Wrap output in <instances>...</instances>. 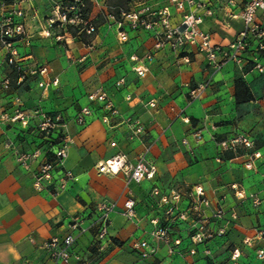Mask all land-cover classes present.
Returning <instances> with one entry per match:
<instances>
[{
  "label": "crops",
  "instance_id": "1",
  "mask_svg": "<svg viewBox=\"0 0 264 264\" xmlns=\"http://www.w3.org/2000/svg\"><path fill=\"white\" fill-rule=\"evenodd\" d=\"M9 1L0 0V4L12 6L14 2ZM64 1L35 0L34 7L23 1L18 5L26 10L31 39L29 46L18 43V66L8 65L7 52L0 47V264H55L44 248L46 241L69 233V225L77 218L89 225L101 200L115 201L121 208L129 197L137 203V218L129 221L119 211L113 214L110 237L116 243L101 251L93 246L95 230L76 233L73 251L79 260L70 264H227L234 251L241 254L240 264H264L257 258L258 251L264 250V74L235 64L215 74L194 47L156 49L151 31L126 27L129 40L121 42L105 0H91L89 20L98 27L94 37L86 40L72 36L67 44L58 42L56 31L46 36L45 19L55 14ZM200 1L214 11L213 16L205 17L202 30L212 36L213 43L230 44L243 28L241 14L251 0ZM147 3L154 10L168 8L175 27L193 11L191 7L180 11L171 0ZM100 14H104L105 21L100 22ZM258 21L264 25V12L259 13ZM150 53L153 59L147 60ZM188 55L191 61L187 63L184 57ZM37 65L48 66L49 78L59 80V85L48 93L38 86L39 78L33 74ZM140 67L148 69L144 77L135 70ZM7 78L11 90L3 87ZM121 78H126V84L117 88L115 84ZM209 81L206 92L193 100L192 89ZM102 91L120 112L109 123L103 121L106 111L100 104L89 101L90 94ZM66 95L67 103L53 101L55 96ZM151 101L156 106L151 107ZM19 106L31 119L37 110L48 111L56 106L68 122L66 167L80 181L70 183L58 197L33 188L36 164L29 171L17 162L18 153L36 147L21 122L11 120ZM85 107H91L94 114L85 125H79L75 117ZM128 117L142 122L144 135L133 134L125 123ZM237 134L248 136L263 158L252 161V151L243 148L224 151L221 142ZM112 142L117 143L116 148ZM147 150V158L157 167L152 180L128 186L122 176L97 170L96 165L116 154L136 162ZM251 161L253 166L248 168ZM197 185L206 190L213 207L221 202L237 218L230 220L224 237L207 244L209 257L202 245L196 255H190L193 244L189 226L175 225L172 236L182 238L183 245L171 254L168 244L150 236L155 229L153 221L161 215L152 191L159 188L169 195L173 190L188 191ZM236 187L243 191V198ZM190 202L185 197L181 208L187 209ZM212 208L205 210L207 216ZM143 239H150L157 247L151 258L142 259L132 247L134 241Z\"/></svg>",
  "mask_w": 264,
  "mask_h": 264
},
{
  "label": "built area",
  "instance_id": "2",
  "mask_svg": "<svg viewBox=\"0 0 264 264\" xmlns=\"http://www.w3.org/2000/svg\"><path fill=\"white\" fill-rule=\"evenodd\" d=\"M26 1L30 5L34 0H14L12 6L5 3L0 4V47L7 52V63L9 66L19 65V42L31 45L30 35L26 26V10L18 5ZM74 4L69 7L58 5L55 16L49 18L46 36L51 37L55 29L61 28L55 35L58 42H65L72 37V33L66 28L68 26H81V32L89 37H94L98 32V27L89 19L82 15V9L86 5V0H73ZM180 11H185L187 7L193 11L184 15L180 26H173L171 14L168 8L154 10L148 5L147 0H133L130 12L121 11V19L112 15L109 18L117 26L118 38L121 42L129 40L128 27L132 31L146 30L154 33L156 39V49H163L169 46L173 50H186L196 48L201 53L209 67L215 74L222 72L229 64H235L240 68H248L249 71H257L264 74V25L258 21L259 13L264 12V0L249 1L242 14L243 28L237 37L228 45L213 43L212 36L202 30L205 17L214 15L212 8L205 6L200 0H171ZM202 11L203 14L199 12ZM92 47V46H90ZM147 60L153 59V53L146 56ZM188 63L191 61L189 55L184 57ZM136 72L144 77L148 72L146 67L135 69ZM50 69L48 66L37 65L34 76L39 78L38 86L48 93L52 87L59 85L58 79L49 78ZM126 78H121L116 82V87L125 86ZM210 85L209 82L198 84L191 91V98L196 100L206 92ZM5 90H11L9 78L3 82ZM130 98V97H129ZM131 99V98H130ZM89 101L100 104L106 111L103 116L105 123L110 122L112 116L119 115V110L114 101L108 96L107 92H97L89 95ZM18 104H20L18 100ZM151 107L156 106L154 101L149 102ZM12 121H20L32 135L33 143L36 147L31 152H22L17 155V162L26 170L31 171L36 164L34 171L33 188L40 192H50L53 197H58L68 190L70 183H77L80 178L66 167L69 157V142L66 137L68 122L65 116L58 112H44L37 110L33 118L27 115L19 106ZM2 109L0 103V110ZM94 110L91 107L82 108L75 117V122L85 125L88 118L93 116ZM7 118V114H3ZM37 119L31 124V121ZM125 123L130 127L133 134L142 136L146 132L142 122L134 117L125 119ZM201 139V137H199ZM112 147L116 148L117 143L112 142ZM224 151H238L240 148L251 150V158L260 160L263 158L261 151L255 149V143L245 134H237L235 137L221 142ZM149 150L141 154L136 162H131L123 154H116L111 159L98 164L100 174L112 176H122L128 186L141 184L146 180H152L157 173V167L152 163L147 155ZM252 161L248 168H252ZM264 187V178L262 180ZM240 198L244 193L236 187ZM191 202L187 209L183 210L180 206L184 198ZM152 198L155 205L161 210V215L153 221L155 229L151 232V239L163 241L170 246L171 254L177 253L178 248L182 247L183 239L173 237L172 231L175 225L186 223L189 226L190 240L193 246L189 249V254L194 256L202 245L203 252L207 257L211 255V250L207 244L218 237H224L228 232V226L237 216L228 212L226 206L217 202L213 207L212 200L208 197L206 190L201 185H197L188 191L173 190L169 195L163 194L159 188H154ZM259 204V201H255ZM213 207V208H212ZM212 208V213L207 216L206 209ZM129 221L137 218V203L133 197L127 198L123 206L115 201L108 199L101 200L95 207V218L87 226L84 225L82 218L75 219L70 225V232L64 236H55L44 243L45 250L48 251L51 260L55 264H70L74 259L79 260V256L73 251L78 234H84L90 230H95L93 246L99 250H104L107 245L115 244L110 237L112 216L116 212ZM231 220V221H230ZM216 223L220 225L216 226ZM215 225L214 228L211 226ZM142 259L153 257L157 252V247L150 242V239L137 240L132 243ZM182 252L180 251V254ZM241 254L234 251L230 262L227 264H240ZM257 258L264 261V250L257 253Z\"/></svg>",
  "mask_w": 264,
  "mask_h": 264
},
{
  "label": "rangeland",
  "instance_id": "3",
  "mask_svg": "<svg viewBox=\"0 0 264 264\" xmlns=\"http://www.w3.org/2000/svg\"><path fill=\"white\" fill-rule=\"evenodd\" d=\"M70 1L71 0H67V1H64V5H62V6H64V8L65 7H69L71 4H70ZM122 1H124V0H105V5H111V6H116V5H118V4H120V3H122ZM58 2H60V1H58ZM90 2H91V0H90ZM35 5V0H34V2L32 3V5ZM31 5V6H32ZM34 5H33V7H34ZM60 5V4H59ZM86 6V5H85ZM86 9V11H89V17H90V15H91V13H92V11H93V3H89V4H87V6L86 7H84L83 9H82V16L84 17V16H86V14L84 13V10ZM113 11H115V10H113ZM55 16V14H53L52 16H50L49 18H51V17H54ZM49 18L47 19H45V21H46V28H48V20H49ZM89 19V18H88ZM98 19L100 20V22L101 21H105V16H104V14H100L99 16H98ZM66 28L67 29H69L70 28V26H68V25H66ZM71 28H73L74 29V31L76 32V34H77V36H79L80 38H82V39H89L88 38V36L85 34V33H83V32H81V26H71ZM47 30V29H46ZM62 31L63 32V29H61V28H57V29H55V31L56 32H59V31ZM56 98L53 100V101H55V100H62V102H64V103H67L68 102V98H67V95L66 96H55ZM61 102V103H62ZM60 103V104H61ZM58 111H60V112H62L61 110H57V107L55 106L54 108H51L50 110H44V112H58ZM96 167H97V170H98V166L96 165ZM99 172V171H98Z\"/></svg>",
  "mask_w": 264,
  "mask_h": 264
},
{
  "label": "trees",
  "instance_id": "4",
  "mask_svg": "<svg viewBox=\"0 0 264 264\" xmlns=\"http://www.w3.org/2000/svg\"><path fill=\"white\" fill-rule=\"evenodd\" d=\"M9 2H14V0H10ZM91 3L90 0H86V6L87 4ZM70 4L73 5L74 4V1L71 0L70 1ZM132 4H133V0H124L122 1V3L116 5V6H111V5H108L107 8H108V11H109V15H112L114 16L115 18H117L118 20L121 19V11L124 10L126 12H130L131 11V7H132ZM85 6V7H86ZM115 10V11H113ZM84 13L86 14V16H84L85 19H88L89 18V11H86V9L84 10ZM73 36H77L76 32L74 31L73 28H69L68 29ZM238 100L242 101L241 98H238Z\"/></svg>",
  "mask_w": 264,
  "mask_h": 264
}]
</instances>
